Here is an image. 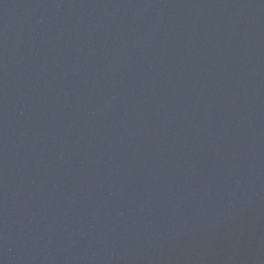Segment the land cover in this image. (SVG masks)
Listing matches in <instances>:
<instances>
[{"label": "water", "instance_id": "1", "mask_svg": "<svg viewBox=\"0 0 264 264\" xmlns=\"http://www.w3.org/2000/svg\"><path fill=\"white\" fill-rule=\"evenodd\" d=\"M0 264H264V0H0Z\"/></svg>", "mask_w": 264, "mask_h": 264}]
</instances>
